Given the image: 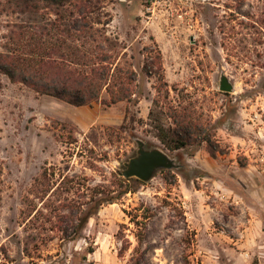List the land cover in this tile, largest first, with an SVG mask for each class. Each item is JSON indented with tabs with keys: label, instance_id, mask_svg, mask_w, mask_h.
Returning <instances> with one entry per match:
<instances>
[{
	"label": "rangeland",
	"instance_id": "rangeland-1",
	"mask_svg": "<svg viewBox=\"0 0 264 264\" xmlns=\"http://www.w3.org/2000/svg\"><path fill=\"white\" fill-rule=\"evenodd\" d=\"M153 1L104 6L107 34L124 47L116 63L137 74L131 102L106 106L103 92L73 107L0 74L1 264H133L141 254L143 264H264V0ZM19 19L0 8V43ZM158 53L167 100L158 75L143 71ZM221 75L232 92L218 90ZM169 104L225 153L210 156L206 143L165 149L148 114L167 127ZM135 139L181 167L123 194ZM65 203L94 207L77 237L58 222Z\"/></svg>",
	"mask_w": 264,
	"mask_h": 264
},
{
	"label": "trees",
	"instance_id": "trees-1",
	"mask_svg": "<svg viewBox=\"0 0 264 264\" xmlns=\"http://www.w3.org/2000/svg\"><path fill=\"white\" fill-rule=\"evenodd\" d=\"M106 1L110 0H0L1 12L20 18L9 22L1 37L0 74L37 95L54 98L73 107L90 106L101 99L103 92L107 95V100L103 101L106 106L131 102L137 74L130 67L116 63L124 47L107 34L111 16L105 11ZM160 61L159 53L151 62L146 58L143 71L147 75H158L156 91L167 100V84ZM153 65L157 67L154 70ZM154 104L159 106L160 100L155 99ZM163 116L171 120L167 127L153 110L149 111L148 119L165 149L173 152L206 143L210 156L215 158L225 153L212 140L213 135L171 105L165 108ZM240 166L244 167L245 161H241ZM162 173L167 178L172 176L170 171ZM131 183L143 185L135 178L121 179L119 184L123 194L130 191ZM117 199L111 196L96 200L98 203H114ZM64 206L69 211L66 215H58V222L65 220L68 223L63 231L65 236L77 237L94 207L81 212L68 203ZM127 249L123 246L120 256ZM143 259L141 254L133 264H143Z\"/></svg>",
	"mask_w": 264,
	"mask_h": 264
},
{
	"label": "water",
	"instance_id": "water-1",
	"mask_svg": "<svg viewBox=\"0 0 264 264\" xmlns=\"http://www.w3.org/2000/svg\"><path fill=\"white\" fill-rule=\"evenodd\" d=\"M218 90L223 93H230L234 90L233 85L224 75L220 76ZM135 154L123 163L120 171L124 179L135 178L143 183L150 181L157 171L177 170L181 166L176 159L159 147H149L141 139H135Z\"/></svg>",
	"mask_w": 264,
	"mask_h": 264
},
{
	"label": "built area",
	"instance_id": "built-area-1",
	"mask_svg": "<svg viewBox=\"0 0 264 264\" xmlns=\"http://www.w3.org/2000/svg\"><path fill=\"white\" fill-rule=\"evenodd\" d=\"M188 1H193V0H154L153 5L154 4H161V3L171 4L172 2H175L177 5H179V4H184L185 2H188Z\"/></svg>",
	"mask_w": 264,
	"mask_h": 264
}]
</instances>
